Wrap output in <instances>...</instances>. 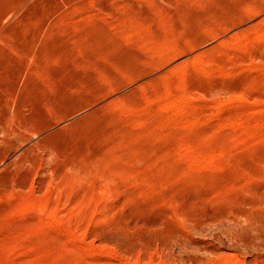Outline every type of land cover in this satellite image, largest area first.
<instances>
[{
    "label": "rangeland",
    "instance_id": "374dc122",
    "mask_svg": "<svg viewBox=\"0 0 264 264\" xmlns=\"http://www.w3.org/2000/svg\"><path fill=\"white\" fill-rule=\"evenodd\" d=\"M0 264H264V0H0Z\"/></svg>",
    "mask_w": 264,
    "mask_h": 264
}]
</instances>
